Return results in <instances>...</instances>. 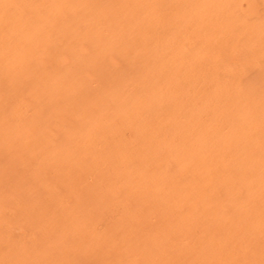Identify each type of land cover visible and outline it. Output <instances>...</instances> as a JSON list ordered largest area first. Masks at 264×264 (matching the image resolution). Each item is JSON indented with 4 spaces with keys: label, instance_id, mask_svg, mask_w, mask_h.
<instances>
[{
    "label": "clouds",
    "instance_id": "clouds-1",
    "mask_svg": "<svg viewBox=\"0 0 264 264\" xmlns=\"http://www.w3.org/2000/svg\"><path fill=\"white\" fill-rule=\"evenodd\" d=\"M0 264H264V0H0Z\"/></svg>",
    "mask_w": 264,
    "mask_h": 264
}]
</instances>
